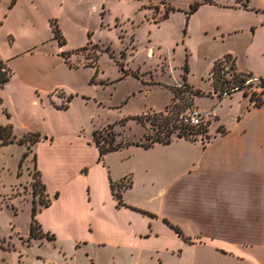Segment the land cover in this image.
<instances>
[{
	"label": "rangeland",
	"instance_id": "rangeland-1",
	"mask_svg": "<svg viewBox=\"0 0 264 264\" xmlns=\"http://www.w3.org/2000/svg\"><path fill=\"white\" fill-rule=\"evenodd\" d=\"M211 1L0 0V58L13 72L0 90V126L11 125L16 137L5 145L0 138V264H115V248L110 245L78 247L74 239L30 238L34 154L41 155L52 185L63 179L50 165L54 152L48 144L28 147L19 140L30 132L40 133L45 143L56 145L57 155H65L67 166L62 173L70 174L75 159L91 162L97 155L92 143L94 130L99 131V139L116 135L117 141L120 135L139 139L143 133L163 137L164 126L151 121L143 126L133 117L157 111L181 118L195 107L210 111L216 104L210 96L214 61L232 50L239 54V67L257 68L258 57L264 53V37L253 40L247 31L218 36L215 27L229 17L211 5L241 4V0ZM196 4L198 9L192 11ZM253 13L264 18V10ZM55 23L66 38V51L82 44L87 36L85 27L93 44L110 50L100 52L90 45L70 61L86 64L99 55L97 64L64 71L56 60L62 57L54 37ZM52 78L63 81L73 96L66 109L61 107L67 104L61 90H45ZM259 78H249L244 90L260 93ZM185 82L199 93L183 92ZM176 88L181 91L177 90L174 98ZM169 105L175 106L167 114L164 111ZM211 117L205 124L208 130L215 121ZM190 136L209 138L200 127ZM106 155L118 169L137 166L136 158L123 163L126 155L155 154L128 147Z\"/></svg>",
	"mask_w": 264,
	"mask_h": 264
},
{
	"label": "crops",
	"instance_id": "crops-1",
	"mask_svg": "<svg viewBox=\"0 0 264 264\" xmlns=\"http://www.w3.org/2000/svg\"><path fill=\"white\" fill-rule=\"evenodd\" d=\"M241 1L210 4L229 17L215 27L218 36L247 31L253 40L264 37V18L253 13L264 10V0ZM245 16L250 17L245 20ZM83 33L87 36L82 44L71 50L87 44L89 28ZM65 48L59 45L58 51ZM226 55L238 72L264 77V53L258 57L257 68L239 67V54L232 50ZM56 60L64 71L86 69V64L70 67L63 57ZM52 79L46 92L61 90L62 98L69 96L66 84ZM211 80L210 96L216 104L208 112L195 107L204 115L211 113V121L215 120L207 132L209 138L177 137L170 144L149 148L128 146L155 154L122 158L123 163L136 158L137 166L114 169L108 155L99 160L93 144L94 160L75 159L74 171L62 173L66 157L57 155L56 145L42 139L32 145L48 144L53 149L50 165L63 179L52 185L38 155L37 168L51 198V204L36 214L43 231L53 234L54 240L74 239L78 247L113 246L115 264H264V106H254L242 90L220 96ZM143 137L126 138L142 141ZM126 179L131 185L122 191L124 205H119L111 180ZM166 221L180 227L192 242Z\"/></svg>",
	"mask_w": 264,
	"mask_h": 264
},
{
	"label": "trees",
	"instance_id": "trees-1",
	"mask_svg": "<svg viewBox=\"0 0 264 264\" xmlns=\"http://www.w3.org/2000/svg\"><path fill=\"white\" fill-rule=\"evenodd\" d=\"M210 2H213L209 0ZM198 4L192 6V11H195L198 9ZM244 7H247V4H243ZM168 16V13L165 14V17ZM54 30V37L58 41V44L60 46H63L66 44V38L62 32V30L59 28L58 24L55 23ZM89 41L87 44L83 47H80L78 49L70 50V51H64L61 52V56L64 58L65 62L70 67H77L79 64L74 65L70 59L72 55H78L80 52L88 49L90 45H94L96 48H99L100 52L103 51H109L110 47L107 46L105 48H101L98 43L93 44L91 40V33H88ZM99 55H96L92 62L86 63V65L94 66L97 64ZM229 61H232L229 55H226L223 59L217 60L214 63V66L211 71V77L213 79L214 88L216 92L221 96L223 94H230L233 91L242 90L244 91V94L246 96H249L251 102L256 107H262L264 106V77H260L258 80H260V85L263 90L260 93H249L247 90H244V84L249 78H253L252 74L247 73H240L237 72L235 69V64L232 61L230 66H227V63ZM122 65V64H120ZM125 73V72H124ZM229 75V76H228ZM13 76V72L11 68L8 66L7 62L0 58V90L5 87L8 81ZM248 77V78H247ZM251 84V83H249ZM183 92H190L193 94V96L197 93H199L198 90L192 89V87L187 84L186 82L183 85ZM177 90L181 91L180 89H174V98L177 97ZM72 95H69L66 97V103L62 104V108L66 109L68 108V103L72 99ZM173 98V99H174ZM193 101V98H192ZM2 102V99L0 97V103ZM175 106V105H174ZM174 106H167L165 113H169L170 110H172ZM133 119L137 120L140 124L143 126L146 125L147 121H151L153 125L155 123H158L159 127L164 126L166 128V135L163 137H160V134L151 137L150 135H145L142 138V141H134L129 140L123 135H120V139L117 141L116 135H113L112 138H98V130L93 131V139L92 143L98 148L99 151V160L101 161L104 156L112 151H117L122 148L131 146V145H137L142 146L144 148L152 147L156 143H162V144H170L174 138H185L191 141L197 140L190 136V134L193 133V130L196 129V127H200L203 129V132H208L207 129V122L202 123L200 125H192L189 122H186L183 120V118L178 117H172L170 118L168 115H165L163 112H149L144 115H137L133 117ZM206 124V125H205ZM176 134V137L172 138V136ZM31 137V138H29ZM0 138H1V145L9 144L12 142H15V135H13V129L11 125L7 126H0ZM145 139V140H144ZM41 140L40 133H28L27 135L23 136L20 140V144H26L28 147L29 145H34L38 141ZM27 152L24 154L23 159L27 157ZM34 173L32 174V195H33V207L31 210V222H30V238H48L49 240H54L55 236L53 234H50L48 232H44L42 229L41 224L38 222L36 218V214L38 211L42 210V208L48 207L51 204V198H49L46 184L42 180V174L40 170L37 168V154H34ZM131 185L130 179H126L123 181H120L118 183L113 182L111 180V189L114 197L118 201L119 205H124L122 201V191L125 188H128ZM58 194H55L57 196ZM171 227L174 228V230L183 238H185L186 241L192 242L189 237H186L181 230L180 227L170 224L168 221H166Z\"/></svg>",
	"mask_w": 264,
	"mask_h": 264
},
{
	"label": "built area",
	"instance_id": "built-area-1",
	"mask_svg": "<svg viewBox=\"0 0 264 264\" xmlns=\"http://www.w3.org/2000/svg\"><path fill=\"white\" fill-rule=\"evenodd\" d=\"M149 55L152 54V50H149ZM229 76V75H228ZM211 116V113L203 114L199 109L194 108L188 115L181 116L184 121L189 122L192 125H200L207 122V118Z\"/></svg>",
	"mask_w": 264,
	"mask_h": 264
}]
</instances>
